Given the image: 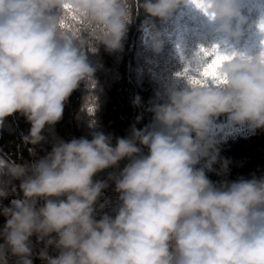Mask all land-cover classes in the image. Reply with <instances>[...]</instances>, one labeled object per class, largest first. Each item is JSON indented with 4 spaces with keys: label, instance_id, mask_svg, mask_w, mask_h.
<instances>
[{
    "label": "clouds",
    "instance_id": "9594fccd",
    "mask_svg": "<svg viewBox=\"0 0 264 264\" xmlns=\"http://www.w3.org/2000/svg\"><path fill=\"white\" fill-rule=\"evenodd\" d=\"M137 6L153 26L195 9L218 25L217 34L237 40L247 24L239 0H0V130L20 114L31 125L24 143L44 141L45 127L61 121L73 92L95 84L88 52L123 51ZM149 35L160 52L161 34ZM198 52L186 61L190 75L210 62ZM225 55L231 58L218 67L214 87L184 76L191 87L173 88L167 103L152 108V125L133 126L115 145L93 132L90 140L59 141L33 163L0 159V172L7 168L23 194L0 204L2 247L19 264H33V237L45 244L39 259L46 264H264V177L214 183L206 173L216 164L225 177L230 172V162L219 159L218 118L264 130V53ZM93 100L85 106L89 116ZM125 160L107 181L95 179ZM109 181L120 205L114 217L97 219Z\"/></svg>",
    "mask_w": 264,
    "mask_h": 264
},
{
    "label": "trees",
    "instance_id": "16d2710c",
    "mask_svg": "<svg viewBox=\"0 0 264 264\" xmlns=\"http://www.w3.org/2000/svg\"><path fill=\"white\" fill-rule=\"evenodd\" d=\"M239 7L247 24L244 28V36L233 42V38L227 37L228 39L224 40L226 36L217 34L218 25L213 21L205 20L207 24H202V21L191 22L190 31L185 33L178 16L184 8L178 10L169 21L156 20L153 26L147 22L144 13L137 6L133 12V22L129 25L123 42V51L110 54L104 46H100L98 52H88L89 62L95 69V84L93 87H88L87 84L82 83L73 92L65 105L61 121L55 126L45 127L42 133L45 137L44 141L36 146L26 145L23 137L28 135L31 125L25 117L16 114L6 119L3 129L0 130V159L8 165L33 163L51 152L53 146L59 141L69 142L74 138L90 140L93 132H103L105 135L112 136L115 145L116 138L128 137L133 126L143 130L152 125L154 121L152 108L167 103L173 88L182 90L191 87L188 80L181 74L187 66L186 61H190L201 46L207 48L216 45L224 54H241L251 57L241 49L249 44L251 52H255L256 44L262 41V36L257 39L256 25L264 20V0H239ZM170 21L171 28L183 31L184 40L177 37L174 30L172 35L168 36ZM145 26L149 27L152 35L157 32L161 34L163 47L160 52L157 53L152 49L150 41L143 42ZM232 43L241 47L231 49L230 45H225ZM256 51L264 53V44L261 43ZM192 75L195 76L197 73ZM208 86L215 85L209 81ZM90 97H95L92 103L96 104V109L89 107V112H94L92 116H89L87 110L84 111V105L89 103ZM137 97L140 99L139 107L134 105ZM138 118L139 122H137ZM93 120L95 126L90 127ZM216 140L220 147L219 159L230 162V172L225 177L220 164H216L211 169H206L210 180L218 183L225 179L236 181L240 178L251 179L253 176L264 177V130L237 132ZM33 147L35 155L30 154V149ZM143 151L146 155L148 150ZM127 163V160L122 161L118 169H108L98 174L95 179L107 181L110 173L118 174ZM0 180L6 183L3 196H0V204L11 206L23 195L19 190L20 181L12 176L8 179L0 178ZM100 203L105 207L103 212L97 215V219L103 214L115 216L120 202L113 182L109 181V187L104 190ZM4 224L5 218L0 215V229ZM32 244L33 264H46L39 259L45 244L35 237L32 238ZM2 246L3 241L0 240V258L3 259L0 264H15L13 262L18 261V258L12 255L11 251L4 256ZM48 251L49 255H57L54 248ZM10 257L15 260L13 261Z\"/></svg>",
    "mask_w": 264,
    "mask_h": 264
},
{
    "label": "rangeland",
    "instance_id": "374dc122",
    "mask_svg": "<svg viewBox=\"0 0 264 264\" xmlns=\"http://www.w3.org/2000/svg\"><path fill=\"white\" fill-rule=\"evenodd\" d=\"M179 18L181 19V22H182V29L183 31L186 33L188 31H190V23L191 22H194V21H202V24H207L206 21L208 22H211V20L206 17L204 14L200 13L199 11L195 10V9H183V11L178 15ZM204 19V20H202ZM206 20V21H205ZM183 31L181 30H176L177 32V36L180 38V39H185L184 37V33ZM262 36V37H261ZM261 37V40L262 41H259L256 46H255V52H251V46H249V44H246L245 46L241 47V46H238V45H235L234 43L232 44H225V45H230V48L231 49H235V48H240L244 51L245 54L247 55H250L251 57H256L258 55H260L261 53H257L256 49L259 48V46L262 44H264V34H261L259 32V30L257 31V39H260ZM228 38L225 37L224 40H227ZM237 41V39H233V42ZM226 42V41H224ZM238 50V49H237ZM252 54V55H251ZM140 55V54H139ZM139 58V56H138ZM85 106L84 105V111H86L85 109ZM250 130L249 128L247 127H233L229 124V121L227 119V117L225 118H218L216 120V127H215V130H214V136H215V139H222V138H226L227 135H231L233 133H237V132H246ZM11 175L9 174V172L7 171V168H5L3 170V172H0V178H4V179H8ZM6 188V183L4 181L1 182L0 180V193H3L4 190ZM4 256H6L5 254L7 252H10V250H6L4 249ZM2 252V253H3ZM13 261L15 260L13 257H10ZM3 259L0 258V263L3 262L2 261ZM13 263L15 264H19V259L18 261H14Z\"/></svg>",
    "mask_w": 264,
    "mask_h": 264
},
{
    "label": "snow or ice",
    "instance_id": "6c2138e0",
    "mask_svg": "<svg viewBox=\"0 0 264 264\" xmlns=\"http://www.w3.org/2000/svg\"><path fill=\"white\" fill-rule=\"evenodd\" d=\"M193 3L197 6H201V0H193ZM260 30L264 32V20H261ZM198 56H202L205 59L210 60V62L203 68L197 70V75H190V68H185L184 72L181 74L183 76H188L193 84L204 85L208 81L220 82L218 67L227 59L231 57L221 53L218 46L214 45L210 48L201 46ZM211 58V59H209Z\"/></svg>",
    "mask_w": 264,
    "mask_h": 264
}]
</instances>
